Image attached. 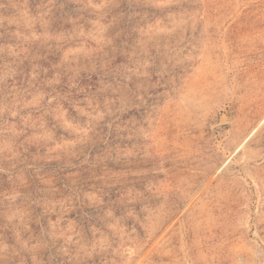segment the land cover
Instances as JSON below:
<instances>
[{
  "label": "rangeland",
  "instance_id": "374dc122",
  "mask_svg": "<svg viewBox=\"0 0 264 264\" xmlns=\"http://www.w3.org/2000/svg\"><path fill=\"white\" fill-rule=\"evenodd\" d=\"M0 264H264V0H0Z\"/></svg>",
  "mask_w": 264,
  "mask_h": 264
}]
</instances>
